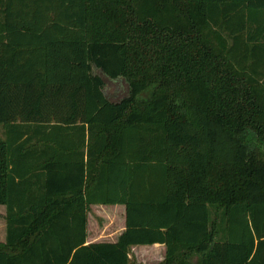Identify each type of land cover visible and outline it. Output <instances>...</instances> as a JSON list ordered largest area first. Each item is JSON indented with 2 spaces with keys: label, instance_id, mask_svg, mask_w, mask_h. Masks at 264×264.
Instances as JSON below:
<instances>
[{
  "label": "trees",
  "instance_id": "obj_1",
  "mask_svg": "<svg viewBox=\"0 0 264 264\" xmlns=\"http://www.w3.org/2000/svg\"><path fill=\"white\" fill-rule=\"evenodd\" d=\"M0 126V264H264V0H0Z\"/></svg>",
  "mask_w": 264,
  "mask_h": 264
},
{
  "label": "rangeland",
  "instance_id": "obj_2",
  "mask_svg": "<svg viewBox=\"0 0 264 264\" xmlns=\"http://www.w3.org/2000/svg\"><path fill=\"white\" fill-rule=\"evenodd\" d=\"M93 72L96 75H98L103 81L102 93L106 99L110 101H116L120 97L126 94L127 92L126 83L121 78L109 79L105 77L103 74H101V72L98 70H93ZM1 131L2 129L0 126V138H1ZM117 208L118 210H120L122 206L118 205ZM3 212H4L3 206H0V242L3 241V237H4ZM114 213L116 214L118 212L116 211ZM119 213L117 214V216H114L115 214H113V217L110 218V220L108 219L107 222H105L107 220V216L105 212H103L101 209L98 210L93 206L90 207V209H88V214L86 215V228L88 230V233L90 235L97 234L96 238H98L99 240H105L106 239L105 237L107 235L105 232L107 228L111 230L113 229L114 232L119 230L120 227ZM105 224H107V228L103 232V228L106 226ZM136 253H137V249H133V248L130 249L129 256L132 261L134 260V256ZM144 256L147 258V254H144ZM190 260L194 262L195 258L192 257Z\"/></svg>",
  "mask_w": 264,
  "mask_h": 264
},
{
  "label": "crops",
  "instance_id": "obj_3",
  "mask_svg": "<svg viewBox=\"0 0 264 264\" xmlns=\"http://www.w3.org/2000/svg\"><path fill=\"white\" fill-rule=\"evenodd\" d=\"M95 207L98 210H102L103 212H105L106 216H107V220L105 222L108 221V219L110 220V218L113 217V214H115L114 212H120L119 216H120V227L119 230L115 231L112 229H108L107 228V224H105L106 226L103 228V232L106 229V239L105 240H99L97 237V234H89L88 230L86 228V238H85V243H91V242H114L118 235L123 231L124 229V225H123V216H124V208L122 206V208L120 210H118L117 206L118 205H89L88 209H90V207ZM116 213L114 216H117ZM88 214V212H87ZM86 214V215H87ZM137 249V253L134 256V261L136 263L139 264H158L162 259H163V255H164V245L163 244H151V245H136V246H132L130 249ZM144 254H147V258L144 256Z\"/></svg>",
  "mask_w": 264,
  "mask_h": 264
}]
</instances>
